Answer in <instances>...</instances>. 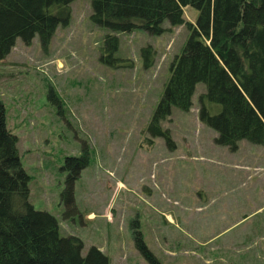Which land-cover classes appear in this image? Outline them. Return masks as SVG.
Instances as JSON below:
<instances>
[{"label":"rangeland","instance_id":"374dc122","mask_svg":"<svg viewBox=\"0 0 264 264\" xmlns=\"http://www.w3.org/2000/svg\"><path fill=\"white\" fill-rule=\"evenodd\" d=\"M69 6L68 22L45 46L36 35L27 45L16 38L0 59L5 125L16 137L33 208L56 218L59 235L77 236L81 254L94 246L109 264H148L133 244L134 220L160 264H264L253 249L235 253L233 237L217 232L227 216L209 206L211 196L219 195L210 192L211 178L264 177V144L239 140L234 151L215 144L216 132L197 117L202 83L195 84L188 110L172 107L160 121L169 143L146 132L169 64L187 38L186 22L193 24L198 11L184 6V22H164L159 35L118 33L110 62L121 65L113 66L99 60L108 30L90 22L89 0ZM145 46L150 63L140 51ZM48 87L58 106L48 99ZM83 153L87 160L72 186L75 209L63 216L61 166L65 156ZM230 195L248 208L250 201L264 207V180ZM257 234L255 242L264 244V231Z\"/></svg>","mask_w":264,"mask_h":264},{"label":"trees","instance_id":"16d2710c","mask_svg":"<svg viewBox=\"0 0 264 264\" xmlns=\"http://www.w3.org/2000/svg\"><path fill=\"white\" fill-rule=\"evenodd\" d=\"M72 0H0V59L16 38L29 44L36 35L45 46L54 30L70 17ZM90 22L108 32L99 60L112 63L117 34L140 29L159 35L168 26L183 23L182 8L198 11L193 24L186 22L187 38L169 64V75L146 126L151 137L169 135L159 125L171 108L182 111L191 105L195 84L204 92L197 97L198 120L216 132L214 143L237 148L239 140L264 144V0H89ZM151 62L150 48H141ZM148 54V56H147ZM119 59V58H116ZM144 65H147L144 63ZM47 97L57 101L48 87ZM85 153L65 156L64 185L59 197L63 216L75 209L73 182L85 166ZM133 244L148 264H160L144 244L136 220L130 221ZM82 242L75 235L61 236L56 218L28 201V175L16 150V137L5 125L0 100V264H109L94 246L81 254Z\"/></svg>","mask_w":264,"mask_h":264},{"label":"crops","instance_id":"0c3cea01","mask_svg":"<svg viewBox=\"0 0 264 264\" xmlns=\"http://www.w3.org/2000/svg\"><path fill=\"white\" fill-rule=\"evenodd\" d=\"M262 180H264V177L261 175L211 178L210 192L219 195L211 196V203L209 205L212 209H221L222 212L220 214L216 212V214L227 216L226 224L222 226L221 229L217 230V232H221L222 234L226 231L228 235L225 236V238L227 239H231V236L233 237V240L236 241L232 245V248L236 251L235 253H239L240 250L253 249L252 253L255 254V257L259 261L264 260V244L255 242V240H260L257 233L259 231H264V207L263 205L251 203L250 201L249 204L252 205V207L248 208L245 205V201H242L243 203H238L232 200L235 198L231 196L230 193L239 190L240 187L248 186L249 183ZM233 185H239V187L235 188ZM222 195L223 197L220 199ZM254 217H261V220L259 219V221L253 222L252 218ZM247 222H249V224ZM244 223L248 224V227L244 225ZM245 231L249 232L248 235L242 236V233ZM216 237L219 236L217 235ZM259 250L262 251L260 252Z\"/></svg>","mask_w":264,"mask_h":264}]
</instances>
